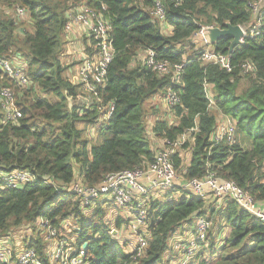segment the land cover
<instances>
[{
  "label": "trees",
  "instance_id": "1",
  "mask_svg": "<svg viewBox=\"0 0 264 264\" xmlns=\"http://www.w3.org/2000/svg\"><path fill=\"white\" fill-rule=\"evenodd\" d=\"M79 1L0 0V55L24 59L32 81L30 89L22 90L17 80L0 69V86L15 92L16 104L22 111L19 123H6L0 109V168L29 170L36 176L34 181L21 188L6 189L0 196V238L39 218L49 219L58 227L72 217L76 223L75 245L87 243L89 264H133L131 252L105 224L104 209L98 206L93 214L84 215L80 199L67 187L75 180V165L79 166L83 183L95 186L110 173L143 168L154 161L156 150L148 139L150 130L145 123L149 110L145 104L167 89L171 78L158 75L140 60L138 55L149 49L155 51L158 60L183 65L182 83L174 87L181 97L175 107L176 122L170 124L159 117L154 127L156 135L171 140L197 129L193 133L195 141L185 142L173 155L175 166L186 172L187 179L214 172L264 203V25L258 37L246 39L232 52L231 71L205 64L192 42L201 25L225 28L228 23H250L252 0H183L180 6L172 0H159L166 10L167 24L173 27L169 35L151 13L158 0H87L111 23L115 47L106 85L98 87L104 106L111 101L115 108L99 129V142L90 149L84 133L100 117L98 104L94 100L90 105L78 101L79 86L66 77L61 60L67 11ZM4 7L25 9L32 30L19 37L17 19ZM86 40L89 47L87 35ZM231 42L221 38L214 47L226 54ZM91 49L96 50L94 46ZM247 60L256 70L245 77L248 87L238 91L245 76L242 63ZM206 83L213 90L215 111L210 107ZM36 86L50 97L34 95ZM27 94L33 95L29 105L20 100ZM154 110L160 112L158 116L167 113ZM219 114L237 121L235 142H213ZM182 149L192 150L188 165H183ZM45 176L58 183L47 182ZM148 213L149 247L139 264H172L165 257L171 240L184 232L195 215L211 219L221 230L223 224L231 228L222 241V234L213 233L211 228L208 247L197 264H264V222L233 201H228L224 209H215L190 194L173 201H152ZM121 225L122 221H118L117 226ZM31 245L37 249L41 264H50L42 240L34 239ZM207 250L212 255L209 259L204 255Z\"/></svg>",
  "mask_w": 264,
  "mask_h": 264
},
{
  "label": "built area",
  "instance_id": "2",
  "mask_svg": "<svg viewBox=\"0 0 264 264\" xmlns=\"http://www.w3.org/2000/svg\"><path fill=\"white\" fill-rule=\"evenodd\" d=\"M172 1L175 2L176 6H180L183 2V0ZM249 7L253 16L250 23L241 26L244 34L241 39L242 44L248 38L258 37L264 25V0H252ZM103 8L106 9L107 6L103 5ZM18 12L19 15L26 13L25 9L22 8H19ZM151 13L154 19L161 23L164 32L166 26H171L167 24L166 10L159 0ZM82 27L86 29L89 47L83 43L80 54L79 51L75 52V54H79L77 83L98 104L100 117L88 129V134L95 138L99 134V129L108 120L115 108V103L111 101L105 107L103 99L98 93V87L106 85L105 76L108 66L115 56V47L110 36L111 23L84 2L81 5H76L72 12L67 11L65 38L69 42V53L73 51L71 34L77 29H82ZM212 27L216 26L201 25L199 30L193 34L192 42L205 64H217L231 71L232 52L220 53L207 40L205 31L207 28ZM93 41L95 45H92ZM93 46L96 48L95 51L91 49ZM138 57L150 70L160 76H170L171 78L169 87L160 91L156 97L151 98L156 103L146 115L145 125L150 130L149 136L156 137L158 135H156L154 127L159 117L163 120L168 119L170 124L176 122L174 112L175 107L181 102V97L174 87L182 83L183 65H172L170 62L158 60L155 51L152 49L141 52ZM0 69L10 78L17 80L22 87H31L32 81L27 73L28 64L21 57L0 55ZM255 70L252 61L247 60L242 63L243 74H254ZM210 89L211 85L206 83L205 90L210 99V107L213 108L214 97ZM0 109L5 113L6 123H19L22 111L17 106L15 92L10 87L0 86ZM152 109H164L167 113H163L162 116H154ZM221 115V117H218L212 140L214 143L223 141L233 143L236 141L237 121L229 116ZM196 132L197 129L192 128L175 140L162 138L161 145L156 150L154 161L146 167L110 173L106 175L101 183L95 186L86 185L82 180H74L67 187L80 199L81 210L84 215H91L99 203H102L103 208L109 209L110 213L114 210L122 211L121 218L124 220L122 222L127 224V230L132 239V243L129 245L130 251L128 252L132 254L133 264H138L137 262L146 255L149 247L148 211L152 201H173L183 195L190 194L206 201L211 196L217 203L215 209L225 206L228 201H233L240 209L264 222V203L258 202L251 194L239 187L236 182L219 178L214 172L208 173L203 178L187 179L185 178L186 172L175 166L173 155L178 152L185 142H194L193 133ZM180 155L182 154L180 153ZM188 164L189 162L183 165ZM35 179L36 176L29 170L9 171L0 168V196L6 189L21 188ZM45 179L47 182L58 183L49 176H45ZM71 219L73 218L63 220L58 227L46 218H39L34 222L46 227L49 231L46 237L47 243L43 244L45 255L50 264H89L86 261V247L84 245L77 247L74 243L76 247L73 249L72 247L68 248L67 243L57 240L58 228L71 226ZM108 226L111 235L121 242H125V240L120 239L123 236V230L117 226L115 220L110 221ZM211 228V219L195 215L194 228L185 229L183 233L177 234L171 240L170 248L167 251L168 258L174 264H197L200 260V254L208 247V235ZM32 240H34L33 237L25 243L23 239L14 237L12 233L1 237L0 261L5 264H41L37 249L31 245Z\"/></svg>",
  "mask_w": 264,
  "mask_h": 264
},
{
  "label": "rangeland",
  "instance_id": "3",
  "mask_svg": "<svg viewBox=\"0 0 264 264\" xmlns=\"http://www.w3.org/2000/svg\"><path fill=\"white\" fill-rule=\"evenodd\" d=\"M87 0H81L79 1L76 5H81L82 3H86ZM70 7L68 12H72L73 11V8L75 7ZM4 11L7 12L9 15H12L13 17H15L17 19V22H18V29H17V34L19 37H21L25 31H31L32 30V23L30 21V17H29V14L26 12L24 15H19V12H18V7H4ZM170 26V25H169ZM166 28V31H165V34L169 35V31L167 30L168 26L165 27ZM65 39V37H64ZM86 41V40H85ZM84 43V42H83ZM83 43L81 44H77V43H74L73 44V51L72 53H69V50H70V46L68 45V43L66 42L64 44V47H63V51H62V55H61V60H62V63L63 65L66 67V77L71 81V83L73 84H77L79 86V89H78V101L80 103H87V104H92L94 101L89 97V94L87 92H85L81 85L77 83L78 81V77H77V68L79 66V64H77V61L79 60V55L75 54V52L78 51V48L82 47ZM189 48V47H188ZM187 48V49H188ZM28 72H29V67H28ZM244 79L242 80V82L238 85V91H242L243 89H246L248 87V83H247V80L245 77H248L249 75L248 74H244ZM21 88V87H20ZM22 90H28L30 89L28 87L27 88H24L22 87L21 88ZM211 90V93L213 95V90L212 88L210 89ZM22 94V93H21ZM34 95H37V96H41V97H50L49 94H45L42 89H40L38 86L35 87V93ZM33 95H23L21 97V101L24 102V103H27L28 105L30 104V101H31V98H32ZM156 102L152 101L151 99L148 100L145 104V107L146 109L148 108V110L155 104ZM212 111H215V108H211ZM159 110H162L164 111V109H159ZM152 113L154 114V116H156V114L160 113L159 111H155L154 109L151 110ZM222 115L219 114L218 117H221ZM80 127H83L82 124H80ZM89 129V127H88ZM88 129L86 130V132L84 133V136H85V139L87 138V140L89 141V149L92 147V145L94 144H97L99 142V135H97L95 138L88 134ZM149 141L151 142L152 144V149L155 151L157 150L161 144H160V141L162 140V137H159V136H149ZM181 154L183 155L184 157V162L185 164H187L190 160H191V157H192V150H187V149H182L181 150ZM76 180H81V176L79 175V166L78 165H75V181ZM213 202V199L210 198L209 200H207V204L208 206H212ZM106 213L104 215V221H105V224L108 225L110 223V221L112 220V217L113 215H110L109 213V210L108 209H105L104 210ZM29 224V223H28ZM24 224L20 227H16V228H13L11 231H13L14 233H16L17 235H19V237L21 239H23L26 243V241L29 239L30 236L33 237V239H41L43 243H47L46 241V237L48 236V229L46 227H43V226H40L39 224ZM76 227V223H75V220L74 219H71V226H64V227H61V228H58V241H63L64 243H67L68 244V248L72 247L73 249L76 247L74 245V243L76 242L75 241V238L77 237L74 233V228ZM70 228V229H69ZM185 229H186V225H185ZM212 231L213 233H219V235L222 234V236L220 237V241H222V239L225 237H227L230 233V227L229 226H225V224H223V228L221 230L220 226L219 225H216V223H212ZM122 230H123V236L120 237L121 240H125V242H120L121 244L124 243V249L128 252L130 251L129 249V245L132 243V239L130 238V233L129 231L127 230V224L125 226L122 227ZM181 231V230H180ZM12 233V232H10ZM216 238H217V235H216ZM28 242V241H27ZM49 243V242H48ZM206 257H208V259L210 257H212V255H210V251L207 250L204 254ZM166 258H168V254L166 253L165 255ZM170 259V258H169ZM212 259V258H211ZM139 264V262H137ZM172 264H174L173 262H171Z\"/></svg>",
  "mask_w": 264,
  "mask_h": 264
},
{
  "label": "water",
  "instance_id": "4",
  "mask_svg": "<svg viewBox=\"0 0 264 264\" xmlns=\"http://www.w3.org/2000/svg\"><path fill=\"white\" fill-rule=\"evenodd\" d=\"M207 40L210 44L214 45L221 38L231 39V45L229 48V52H233L236 47L242 44L243 30L240 25H232L230 23L227 24L225 28L220 27H212L207 28L205 31ZM87 246V243L84 244Z\"/></svg>",
  "mask_w": 264,
  "mask_h": 264
},
{
  "label": "crops",
  "instance_id": "5",
  "mask_svg": "<svg viewBox=\"0 0 264 264\" xmlns=\"http://www.w3.org/2000/svg\"><path fill=\"white\" fill-rule=\"evenodd\" d=\"M83 30V31H82ZM167 30L169 31V33H171L172 32V26H170V27H168L167 28ZM71 38H72V44H74V43H77V44H81V43H86L87 42V40H86V29L85 28H83L82 27V29H77L74 33H72L71 34ZM86 40V41H85ZM66 42H68L67 40H66ZM68 44H69V42H68ZM84 45V44H83ZM82 45V46H83ZM78 51H79V54H80V47L78 48ZM78 54V55H79ZM77 64H78V61H77ZM209 196H210V194H209ZM210 198H212L213 199V202H212V204H213V206L216 208V206H217V203H216V200H214V198L213 197H208V200L210 199ZM206 202H207V200H206ZM98 206H101L102 207V203H99V205ZM224 205L222 206V207H219V208H221V209H224ZM103 208V207H102ZM97 209V208H96ZM96 209H94V211L92 212V214L96 211ZM104 210H105V208H103ZM218 209V208H217ZM109 210V209H108ZM109 213H110V211H109ZM117 213V214H116ZM121 214H122V211H120V210H114V211H112V213H110V215H113V217H112V220H115V222H118V221H124L122 218H121ZM115 217V219H113ZM111 220V221H112ZM123 223V222H122ZM126 224L125 223H123L119 228H122L123 226H125ZM188 228H194V220H193V222L190 224V225H186V229H188ZM12 232V234L14 235V237H18L19 238V235H17L16 233H14L13 231H11ZM29 238H32V236H30Z\"/></svg>",
  "mask_w": 264,
  "mask_h": 264
}]
</instances>
